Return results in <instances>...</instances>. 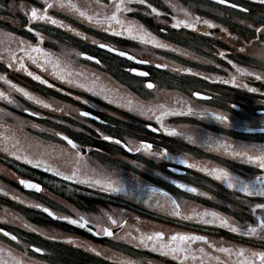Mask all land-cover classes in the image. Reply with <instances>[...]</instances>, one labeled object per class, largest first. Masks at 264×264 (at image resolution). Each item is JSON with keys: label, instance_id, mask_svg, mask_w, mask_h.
I'll return each mask as SVG.
<instances>
[{"label": "flooded vegetation", "instance_id": "obj_1", "mask_svg": "<svg viewBox=\"0 0 264 264\" xmlns=\"http://www.w3.org/2000/svg\"><path fill=\"white\" fill-rule=\"evenodd\" d=\"M53 3L0 0V37L40 59L0 60V264H261L232 213L264 196L213 170L264 179V0Z\"/></svg>", "mask_w": 264, "mask_h": 264}, {"label": "snow or ice", "instance_id": "obj_2", "mask_svg": "<svg viewBox=\"0 0 264 264\" xmlns=\"http://www.w3.org/2000/svg\"><path fill=\"white\" fill-rule=\"evenodd\" d=\"M145 0H140V3H144ZM227 0H220V3H226ZM55 6H60V7H63L64 4H63V0H54V3L53 4H46L45 7H55ZM236 7H238V5H234ZM121 7V4L120 3H117L116 4V8L117 10H119ZM149 7H151V5H149ZM157 10L155 8H152V12H156ZM83 15V13H81ZM30 16L32 19H39V20H45V19H48L51 23L53 24H56L58 23V21H56L55 19H52L51 17H48L45 15H39L37 16V9L36 8H32L31 9V13H30ZM116 18V14L113 13L112 16L109 18V19H115ZM89 19H91V17H89ZM179 23H184L183 21L179 22ZM179 23L176 25V26H179ZM205 23H207V21H205ZM188 27H192L193 25L191 24H188L187 25ZM260 29H258L259 31ZM125 31H127V29H125ZM151 42V41H149ZM102 47H107L106 45H101ZM122 55H124L125 53H121ZM83 55V54H81ZM221 55H223V53H221ZM131 71H136V69H131ZM29 75H31V73H29ZM141 75H147V73H141ZM2 78V77H0ZM37 80L40 79L39 76L35 77ZM259 79V77H257ZM227 83V81H225ZM148 88H152L153 87V84L151 82H148L147 85H146ZM19 91L21 92H24L23 89H19ZM251 91H255V89H251ZM0 95H3L2 93H0ZM24 95L26 96H29V94L27 92H24ZM195 95L199 96L200 93H195ZM29 99H32L31 96H29ZM37 103H42V101H39L37 100ZM46 106H50V105H46ZM84 115H88V113H84ZM212 115L222 121V122H226L228 120V117L225 116V115H217L216 113H212ZM173 133H175V130H171ZM65 139L67 140L68 138L65 137ZM105 139H110V137H105ZM68 143L69 144H72L73 147H75V145L73 144V142L71 140H68ZM141 148H143L144 150H148L152 147L151 144H148V143H145V142H141V145H140ZM133 149H129V151H132ZM135 151H140V148H136ZM157 155H167V150H163L162 152L160 153H157ZM234 155H244L243 152H240V153H234ZM248 160L249 161H260L259 163V167L260 169H264V156H248ZM182 163H187V161H184L182 160L181 161ZM214 173H218L216 175V178L217 179H223L227 186L229 188H233L236 186V183L239 182L240 183V191L241 192H244V193H247L249 195H260V196H264V179H261L260 177H256L255 178V182H252V181H249V182H243L241 181L239 178H234L230 173H228L227 171L223 170V169H219V170H213ZM71 177H69L70 179ZM22 183H28V182H25V181H21ZM256 183H258L260 185V187H256ZM29 186L31 187H34V188H38L39 186L38 185H35V184H30ZM109 187H111V185H109ZM181 187H184V185H181ZM116 191H126V189H123V188H116L114 189ZM191 191H195V189H191ZM173 203L175 204V201H173ZM178 207V205H177ZM256 208H264V204H257L256 205ZM45 211H48L47 209H45ZM177 215H179V212L176 213ZM212 215H215V214H212ZM209 223H211L212 221H208ZM72 223H78V221L76 220H73ZM257 228H260L261 230H264V220H261L260 223L257 225V227H252V226H248L247 228V232L245 233L246 235H253L257 232ZM239 229H237L236 227H232V231L233 232H236L238 231ZM109 235L111 234L110 232L108 233ZM157 237L161 236L162 233H156L155 234ZM13 240L16 239L15 236L12 237ZM143 239V238H142ZM148 239L150 240L151 237H148ZM172 240H175L176 237L173 236L171 238ZM180 239L181 240H204L205 237H202V236H192V237H188V236H180ZM36 251H41V249H36ZM182 251V249H181ZM221 251H228V249L226 248H222ZM239 254V253H238ZM253 255L257 256V258H259L261 260V264H264V252H260V253H254Z\"/></svg>", "mask_w": 264, "mask_h": 264}, {"label": "rangeland", "instance_id": "obj_3", "mask_svg": "<svg viewBox=\"0 0 264 264\" xmlns=\"http://www.w3.org/2000/svg\"><path fill=\"white\" fill-rule=\"evenodd\" d=\"M261 12H263V13H261ZM254 16L256 18H264V8L257 9L255 11ZM256 21H259L262 24H264L263 20H256ZM23 43H24L23 41H9V39L4 38V36L0 37V60L5 59L8 62H13L14 65H18L19 61L23 60V53L20 51V48L23 46ZM261 53H263V54H261ZM255 55H256L255 57L259 59V60H255V62H260V63H257V64H263L262 63V59H264V51L263 50H258V52H255ZM25 59H27L26 61H29L31 64H34L36 67L39 66L38 62H37V61H40L39 57L31 54V55L26 56ZM256 70H260V71H258V75L260 77L262 75L264 76V72L262 71L264 69L257 68ZM226 202L230 203V204L231 203L233 204V202H231V201H226ZM238 206H240V205L239 204H237V206L235 205V207L237 209L235 210V212L232 213L233 215L239 214ZM254 213H255V215H253ZM256 213L259 216H261L258 212H255V210H254L252 212V216H251V218H252L251 219V223H240L239 221H238V223L240 225H244L243 227H247V225L248 226L254 225V226L257 227V225L260 223V221L264 220V216L259 217ZM228 214H231V213H228ZM232 220H235V219H232ZM255 236L257 238H259L260 240H256L255 241L256 243L254 245H252L251 247L254 248L255 251L258 250V252H256V253L264 252V248L261 247V244L264 245V230H260L259 232H256ZM215 240H221V239H215ZM261 240H263V242H261ZM255 245H258V247H256ZM237 251H242V250L238 249ZM243 251L248 252L249 250L248 249H244Z\"/></svg>", "mask_w": 264, "mask_h": 264}, {"label": "trees", "instance_id": "obj_4", "mask_svg": "<svg viewBox=\"0 0 264 264\" xmlns=\"http://www.w3.org/2000/svg\"><path fill=\"white\" fill-rule=\"evenodd\" d=\"M232 206V205H231ZM238 209H239V211L242 209V207H240V206H238ZM251 216L252 215H242V216H240L239 218H240V220H241V222L242 223H248L249 221H251ZM256 247H258L257 245H255ZM261 247H263L264 248V245L263 244H261Z\"/></svg>", "mask_w": 264, "mask_h": 264}, {"label": "water", "instance_id": "obj_5", "mask_svg": "<svg viewBox=\"0 0 264 264\" xmlns=\"http://www.w3.org/2000/svg\"><path fill=\"white\" fill-rule=\"evenodd\" d=\"M213 1H217V2H220V0H213Z\"/></svg>", "mask_w": 264, "mask_h": 264}]
</instances>
